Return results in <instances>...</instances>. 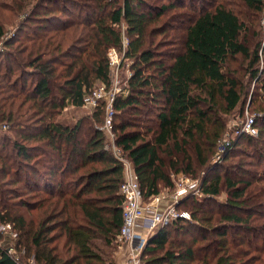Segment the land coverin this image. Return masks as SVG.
<instances>
[{
    "label": "trees",
    "instance_id": "1",
    "mask_svg": "<svg viewBox=\"0 0 264 264\" xmlns=\"http://www.w3.org/2000/svg\"><path fill=\"white\" fill-rule=\"evenodd\" d=\"M6 1L0 11L23 12L29 24L22 26L42 31L9 37L0 12V264H22L4 245L1 225L17 232L24 262L118 264L125 170L100 128L105 103L76 124L58 118L82 107L100 83L109 89L112 47L131 61L114 100L115 143L146 201L172 188L177 173H202L190 218L150 232L143 264H264V108L255 111L257 134L231 140L221 117L239 109L247 91L244 73L233 68L240 57L264 95L261 43L252 48L246 22L224 3L199 10L169 61L148 42L155 17L148 0ZM72 1L89 13L59 25L52 5ZM241 1L264 12V0ZM41 21L60 27L49 33Z\"/></svg>",
    "mask_w": 264,
    "mask_h": 264
},
{
    "label": "rangeland",
    "instance_id": "2",
    "mask_svg": "<svg viewBox=\"0 0 264 264\" xmlns=\"http://www.w3.org/2000/svg\"><path fill=\"white\" fill-rule=\"evenodd\" d=\"M1 1L3 2L4 0ZM119 2H122V0H120ZM148 2H150L152 7H147V10H150L152 15L155 16L153 19L154 21L150 25L151 33L148 37V42L154 48H158L163 53V56H165V58L169 61L170 59L167 57V54L169 52H178L180 50L184 29L188 26L191 18L195 15V13H197L203 8H213L215 5L220 3H224L228 7L232 8L246 22V38L250 42L252 48L255 47L256 43H261L259 48V55H261V57L264 59V12L258 14L257 12L249 9L246 4L241 0H148ZM47 3L48 2H45L44 4L46 5ZM4 4L5 6H9L6 0ZM52 6L53 8H56L58 15L61 16V18H59L62 20L59 21V25L61 21L63 22L62 24H64V22L72 23L71 21L73 20L80 21L88 12L87 10L83 11V8L77 4H74L73 1L66 4L64 3L60 6H57L56 4H53ZM163 7H166L164 11L162 10ZM0 12L2 18L6 23V30L8 32L7 36L24 38L28 32L34 33V35L36 34V28H33L32 26V28L22 26L23 23H26V25L29 24L27 21H25V18H27L25 16V13L22 12L18 16L13 17L11 16L9 10L3 9ZM39 24H43V26H46L44 28V31H47L49 33L54 32L60 27L59 25H45L44 21H41ZM22 27L23 30H21ZM125 30L126 26L123 23L122 31L123 36L125 38L124 48L126 47L128 42V37L126 35ZM41 31L37 33L40 34ZM2 48L5 49L6 47H4L3 42L0 41V50ZM117 50L120 54L119 63L111 67L112 84L109 89H107V97L111 96L110 91H118V93L121 92L124 86L126 85L128 78L131 75V61L129 59H125L123 50ZM259 67V75L264 77V61L260 62ZM233 68L237 69V71L239 72L238 74L244 73L243 80L245 87H247V91L243 96L242 106H240L239 109L233 111L232 113H223L221 115V117L224 118L227 124V130L224 134V140H231V138L236 137L238 134H242V132L245 130L250 131L249 128L252 129L254 127L253 120L255 121V111H257V108H264V95L262 94L263 91L261 90V85L256 81V79H252L249 76L248 72L250 67L248 60H244V58L240 57L233 63ZM101 85L102 84L100 83L97 87ZM252 99L254 100V103ZM242 109L244 110L243 112L241 111ZM92 112H94V109H89L84 105L78 108L70 106L67 107L58 118L60 122L66 124H76L77 122L82 120L83 117L92 114ZM259 122L261 123L260 120ZM250 124L251 126L249 127ZM5 126L6 128H3V132L10 127L9 124H5ZM255 129H257V126L255 127ZM105 133H107V138L109 141L108 149L112 150L113 140L111 139V135L106 130ZM3 136L4 133H0V139H2ZM228 140L226 142H228ZM221 147L224 148L223 145H221ZM220 153L221 152L218 151L214 159H217L218 157L222 156V154ZM201 176V172L198 177L190 176L184 172L177 173L174 176V186L170 189L165 187H162L161 189L162 198L160 201L157 202V205L159 206V208H161L160 210L165 211L170 206L174 208L177 212H188L189 214H191L190 207L192 205V200H190L189 198H191L192 196L201 197ZM220 198H226V192H224ZM169 222L170 221H167L165 225ZM1 229L4 233L3 243L7 248H9L10 252L22 264H35L32 258L27 259L26 262L21 260L22 252L16 248L17 232L14 230V228L11 225H1ZM148 236L149 234L147 235V238ZM137 244L140 245V252H142V250L144 251L145 249V244L148 243L147 241L145 243H142V241L138 240ZM119 249L120 248L118 247L117 251H119ZM141 264H143L142 257Z\"/></svg>",
    "mask_w": 264,
    "mask_h": 264
},
{
    "label": "built area",
    "instance_id": "3",
    "mask_svg": "<svg viewBox=\"0 0 264 264\" xmlns=\"http://www.w3.org/2000/svg\"><path fill=\"white\" fill-rule=\"evenodd\" d=\"M108 56L110 58L111 67L119 63L120 54L116 47L109 49ZM107 86L102 84L95 88L90 94L85 96L84 106L89 109H96L102 102L105 103L106 121L105 124L100 126L101 129L106 130L113 140V151L124 162L125 179L120 186V191L124 196V209H123V225L121 227L119 239L123 242H129L131 246V253L129 261L125 264H141V250L140 245L137 244L138 240L142 243L146 239L137 232L139 224L149 227L152 232L158 229L159 226L165 225L167 221H172L178 217L190 218L188 212H177L174 208L168 207L167 210L161 211L157 202L161 200V194L155 195L152 200L146 201L144 198L143 190L140 185L138 174L136 173L132 162L122 153L121 149L115 143V133L113 130V117L115 114L114 100L118 91H110L111 96L107 97ZM118 90V89H117ZM251 124L249 125V127ZM4 128L6 126L4 125ZM249 132L255 134L257 129L249 128ZM109 141L107 138V147ZM111 150V149H110Z\"/></svg>",
    "mask_w": 264,
    "mask_h": 264
},
{
    "label": "crops",
    "instance_id": "4",
    "mask_svg": "<svg viewBox=\"0 0 264 264\" xmlns=\"http://www.w3.org/2000/svg\"><path fill=\"white\" fill-rule=\"evenodd\" d=\"M161 194V193H160ZM161 209V208H160ZM137 232L143 236V238L147 239V235L150 234L149 227L146 225H143L142 223L139 224L137 227ZM119 251L116 252V258L118 261V264H125L129 261L130 253H131V246L129 242H123L119 246Z\"/></svg>",
    "mask_w": 264,
    "mask_h": 264
}]
</instances>
